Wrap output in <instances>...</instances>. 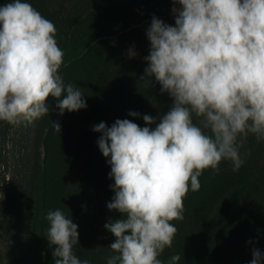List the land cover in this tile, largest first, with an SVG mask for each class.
Wrapping results in <instances>:
<instances>
[{
  "label": "clouds",
  "instance_id": "1",
  "mask_svg": "<svg viewBox=\"0 0 264 264\" xmlns=\"http://www.w3.org/2000/svg\"><path fill=\"white\" fill-rule=\"evenodd\" d=\"M172 3L179 5L172 9L175 26L152 17L148 66L140 77L148 89L154 78L172 98L170 110L159 123L143 115L154 129L129 119L93 127L102 133L98 147L114 180L107 208L121 216L104 225L115 238L106 264H177L179 254L167 262L160 257L173 245V222L184 219L189 191H199V178L206 170L218 173L223 161L238 171L250 155L241 154L250 136L264 142V0ZM57 32L26 0L0 6V122L31 125L49 113V97L60 115L86 109L84 93L60 74L65 53ZM53 128L60 133L58 122ZM45 219L54 264H91L74 252L78 225L68 215L57 208ZM249 264H264V253L253 248Z\"/></svg>",
  "mask_w": 264,
  "mask_h": 264
},
{
  "label": "rangeland",
  "instance_id": "2",
  "mask_svg": "<svg viewBox=\"0 0 264 264\" xmlns=\"http://www.w3.org/2000/svg\"><path fill=\"white\" fill-rule=\"evenodd\" d=\"M6 2L10 0H0V6ZM26 2L56 25L61 48L71 39L79 42L60 74L65 83L81 89L87 107L77 112L65 110L60 115L58 101L49 97V113L31 125L0 122V192L4 196L0 201V264H36L25 239L27 229L23 227L19 235L8 229L16 222V215L7 212L9 204L16 208L15 203L6 201L11 188L8 181L12 179L16 195L25 198L22 209L32 201L42 206L45 249L51 247L46 238V214L59 208L78 225L79 243L74 250L81 253L82 260L106 264L108 246L115 238L104 225L121 216L107 208L114 196L110 187L114 180L109 178V158L98 147L102 133L93 131V127L100 122L111 127L117 119H129L154 129L156 125H146L143 115L159 123L170 110L173 100L161 93L154 78L148 89L140 77L148 66L144 57L150 50L147 29L152 17L175 24L164 21L162 12L135 13L129 18L117 17L107 30L90 33V16L100 9L102 0ZM130 49L137 53L135 57H129ZM130 111L141 115L130 116ZM52 121L60 124V133L54 130ZM247 150L250 155L238 171L232 170L230 161H223L218 173L206 170L199 178L201 188L189 191L184 200V219L173 222L178 229L173 245L160 259L167 262L171 255L179 254L177 264H249L253 248L264 253V142L257 143L250 136L241 154ZM30 177L34 183L29 195ZM81 236L96 248L105 247L103 259L84 250L87 248ZM22 238L25 240L21 243Z\"/></svg>",
  "mask_w": 264,
  "mask_h": 264
},
{
  "label": "trees",
  "instance_id": "3",
  "mask_svg": "<svg viewBox=\"0 0 264 264\" xmlns=\"http://www.w3.org/2000/svg\"><path fill=\"white\" fill-rule=\"evenodd\" d=\"M100 5V9L95 12L94 15L90 16V33L101 29L107 30L112 26V21L117 17L128 16L126 18H129L131 14L135 13L160 14L159 12H162L161 15L164 16V21L174 22L175 24V14L172 12V9L173 7H179V5H174L172 3V0H102V3ZM78 46L79 42H76L75 39H71L67 44H65V46L62 48L65 53L64 62L73 58ZM35 164L36 166L38 165L37 163ZM28 182L31 184L29 193L30 195L32 194V184L34 183V179L30 177ZM8 184L11 185V188L7 193L6 201H8L9 203L12 202L13 204L15 203L16 205V208L14 209L13 206L8 203L10 209L7 208V212L11 215H16V222L12 224L8 229L11 232L15 231L16 234L19 235L23 227H25L27 229V236L25 237V239L27 240V243L29 245V250L33 252V260H35V263L54 264L52 256V246L45 249L44 245L45 228L42 227V206L40 205V203L34 205L32 201L31 203L29 202V206L26 208V210L22 209L21 204L22 202H24L25 198L21 194L16 195L15 181H13V179L11 181H8ZM42 235L44 237L43 243L41 242ZM25 239H20L22 240L20 242L22 243ZM81 241L83 245L88 249H84L88 254H91L95 258L103 259V250L105 248L104 246L102 247V249L96 248L93 244L89 243L90 240L86 241L82 236ZM90 245H92L93 247ZM80 248L84 252L82 246ZM74 252L78 256V258L82 260L81 253L75 250Z\"/></svg>",
  "mask_w": 264,
  "mask_h": 264
}]
</instances>
